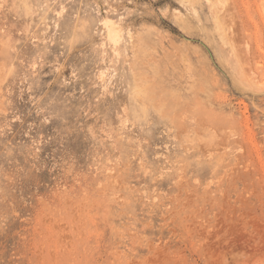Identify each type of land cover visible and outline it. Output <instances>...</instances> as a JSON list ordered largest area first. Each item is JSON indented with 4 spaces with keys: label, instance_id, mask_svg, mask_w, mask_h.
I'll return each instance as SVG.
<instances>
[{
    "label": "rangeland",
    "instance_id": "1",
    "mask_svg": "<svg viewBox=\"0 0 264 264\" xmlns=\"http://www.w3.org/2000/svg\"><path fill=\"white\" fill-rule=\"evenodd\" d=\"M0 264H264V0H0Z\"/></svg>",
    "mask_w": 264,
    "mask_h": 264
}]
</instances>
